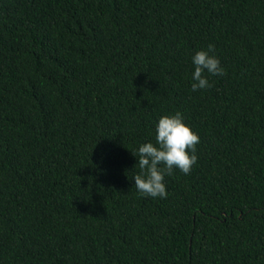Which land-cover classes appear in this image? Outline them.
Masks as SVG:
<instances>
[{
  "label": "trees",
  "instance_id": "trees-1",
  "mask_svg": "<svg viewBox=\"0 0 264 264\" xmlns=\"http://www.w3.org/2000/svg\"><path fill=\"white\" fill-rule=\"evenodd\" d=\"M176 112L197 162L142 196ZM0 264H264V0H0Z\"/></svg>",
  "mask_w": 264,
  "mask_h": 264
},
{
  "label": "clouds",
  "instance_id": "clouds-1",
  "mask_svg": "<svg viewBox=\"0 0 264 264\" xmlns=\"http://www.w3.org/2000/svg\"><path fill=\"white\" fill-rule=\"evenodd\" d=\"M214 52L215 46L210 44L207 50L197 51L193 56V92L210 87L205 71L214 76L225 75ZM155 142L141 144L137 152H131L138 158L135 167L140 170L133 178L135 188L142 196L166 198L165 176L172 175L174 169L190 174L198 159L195 153L200 141L198 134L185 123L182 113L176 112L159 118L155 127Z\"/></svg>",
  "mask_w": 264,
  "mask_h": 264
}]
</instances>
